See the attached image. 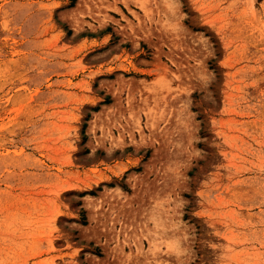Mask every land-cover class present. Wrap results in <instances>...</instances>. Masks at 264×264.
I'll list each match as a JSON object with an SVG mask.
<instances>
[{"label": "rangeland", "instance_id": "374dc122", "mask_svg": "<svg viewBox=\"0 0 264 264\" xmlns=\"http://www.w3.org/2000/svg\"><path fill=\"white\" fill-rule=\"evenodd\" d=\"M0 264H264V0H0Z\"/></svg>", "mask_w": 264, "mask_h": 264}]
</instances>
